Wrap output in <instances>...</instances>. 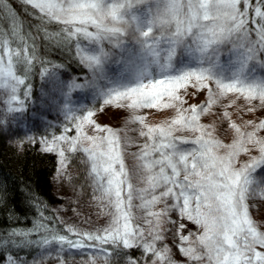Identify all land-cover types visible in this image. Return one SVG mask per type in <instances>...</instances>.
<instances>
[{
  "label": "snow or ice",
  "instance_id": "6c2138e0",
  "mask_svg": "<svg viewBox=\"0 0 264 264\" xmlns=\"http://www.w3.org/2000/svg\"><path fill=\"white\" fill-rule=\"evenodd\" d=\"M20 3L37 23L25 30L11 0H0V105L8 113L25 111L21 97L30 95L26 80L39 60L38 38L74 42L88 77L66 85V115L73 90L91 89L102 104L72 115L71 128L39 142L57 157L60 179L71 180L69 166L79 156L109 219L93 231L68 225L65 234L39 224L37 232L45 229L39 240L28 239L32 229L13 230L0 243L43 247L59 264L73 249H95L88 264H178L173 246L186 264H264V225L250 211L264 200V119L237 123L229 111L240 100L242 114L264 111V71H258L264 70V0ZM104 106L127 110L121 127L94 119ZM148 110L174 114L150 124ZM209 115L231 130L230 140L217 135L216 121L202 122ZM169 234L178 243H165ZM0 258L38 264L35 255Z\"/></svg>",
  "mask_w": 264,
  "mask_h": 264
},
{
  "label": "trees",
  "instance_id": "16d2710c",
  "mask_svg": "<svg viewBox=\"0 0 264 264\" xmlns=\"http://www.w3.org/2000/svg\"><path fill=\"white\" fill-rule=\"evenodd\" d=\"M11 4L15 12L19 14V18L24 21L25 30H30L29 25L37 23L28 14L30 9L26 12L25 6L20 3V0H11ZM4 22L7 23V20L5 19ZM48 28L52 32L58 31L56 25H49ZM36 54L39 60L34 63L31 72H35L38 68L42 70L44 65L54 62L66 68L72 74L81 75L86 72V69L78 63L72 44L61 43L57 45L53 41H44L42 38H38ZM259 119H264V116ZM202 122H204V117ZM218 127L220 130L221 126L218 125ZM261 135H264V132ZM229 138L231 136L228 135V137L221 139L227 142L230 140ZM42 148V145L37 141H24L21 144L12 143L5 135L0 133V237L7 238V234L13 230L32 229V235L28 239L36 241L40 239V233L45 232L44 228L40 232L35 230V226L39 224H43L47 232L65 234L63 219H59L60 211L64 209L65 204L69 206L70 211L72 209L74 214L82 215L83 208H77V200L67 201L57 187V179H59L57 176V157L54 154L43 152ZM133 150L135 149H130V151ZM242 158L246 159V157ZM128 162L131 163L130 160ZM83 176H80L77 181L80 186L86 184ZM92 206L98 208L99 215L102 211H105V213L108 211V209H102L96 200L95 202L92 201ZM250 211L254 213L252 210ZM41 213H43V216H41ZM165 243L173 246L172 238L170 239L167 235ZM54 247L50 246V248ZM43 250V247L20 248L0 243V253H3L4 256L14 254L24 259H30ZM130 252L135 257H140L139 250L132 249ZM172 253L178 264H186V261L174 246L172 247ZM55 255L56 253L53 251L52 256L43 258L39 264H59L56 259L52 258ZM92 256L93 254L88 253L81 258L70 259L65 255L62 258L65 264H88ZM2 261V258H0V262ZM96 264H103V260L98 259ZM111 264H117V262L113 260ZM120 264H123V262L121 261Z\"/></svg>",
  "mask_w": 264,
  "mask_h": 264
},
{
  "label": "rangeland",
  "instance_id": "374dc122",
  "mask_svg": "<svg viewBox=\"0 0 264 264\" xmlns=\"http://www.w3.org/2000/svg\"><path fill=\"white\" fill-rule=\"evenodd\" d=\"M72 46L74 48V42ZM44 69L48 70L47 74H44ZM258 71L264 70L258 69ZM87 77V69L85 74H72L56 62L47 63L43 66L42 70L38 68L35 72L30 71L26 80V84L30 85V95L26 98L21 97L25 100V111L22 113H8L5 111L4 107L0 105V121L3 122V126L0 127V133L5 135L12 143L21 144L24 141L30 142L28 138L32 137L34 141H37L44 147L39 141L44 138L50 139L53 135L61 134L66 126L69 128L73 126V121L71 120L72 115H80L84 109L97 110L100 108L102 102L95 98V94L91 89H77L70 93L69 107L73 111L68 112L66 115L67 110L63 107L64 96L62 92H67L66 85L71 81L75 80L77 83H83ZM24 88L25 86H21L22 90ZM233 98L234 97L229 96L228 100ZM203 99V96L196 98L194 101H191L193 99H189V103H199ZM227 102V100L224 101V103ZM243 103V100L237 101L236 106L229 109V111L232 112V119L237 123L259 119L264 116V111L242 114L240 112V107ZM13 106L18 107L19 105ZM173 114L172 110H165L162 112L148 110L147 122L156 124ZM126 118L127 110L119 109L115 106H104L103 111H97V115L94 117L98 123L109 125L113 128L121 127ZM212 121H216L217 123V135L220 138L228 137V135L232 138L231 130L227 132L222 128L219 130L218 125L220 124L219 121L216 120V116L209 115L204 117L205 123H210ZM68 134L73 135L74 132ZM225 134H227V136H225ZM69 174L71 180L59 178L57 179V187L61 190L67 201L76 199L77 208H83V212L81 216L74 214L72 209L70 211L69 206L65 204L63 207L64 209L60 211L59 215V219H63L64 226L72 225L83 231H93L106 224L109 217L105 214V211L100 212L99 215L98 208L92 206V201L95 202L93 197L96 193H94V189L87 179L84 166L79 162V156H77L69 166ZM80 176L85 178L86 187L77 184ZM256 204L258 205V210H252L254 213L251 212V215L258 224L264 225V200H257ZM137 214L139 215L140 213L137 212ZM165 227L170 226L165 225ZM189 227L195 230V226L189 224ZM168 237H170V239L172 238L173 245L174 242L178 243V241H175L173 235L169 234ZM95 252V249H73L68 250L64 255L73 259L76 257L81 258L88 253L94 254ZM46 257L47 255L44 254V250L40 251L36 256L38 264ZM27 260L31 261L32 258ZM0 264H3V261L0 262Z\"/></svg>",
  "mask_w": 264,
  "mask_h": 264
}]
</instances>
